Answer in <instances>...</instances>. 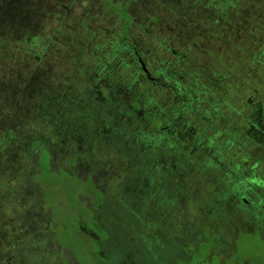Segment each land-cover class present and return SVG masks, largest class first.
I'll return each instance as SVG.
<instances>
[{
	"label": "rangeland",
	"instance_id": "1",
	"mask_svg": "<svg viewBox=\"0 0 264 264\" xmlns=\"http://www.w3.org/2000/svg\"><path fill=\"white\" fill-rule=\"evenodd\" d=\"M127 1L0 0V135L3 122L21 137L20 145L30 138L52 144L55 137L47 135L63 132L71 154L84 155L78 166L62 159L66 143L54 151L52 168H60L61 190L71 197L61 209L63 225L85 231L79 225H92V215L100 229L94 232L112 235L109 248L100 246L107 259L116 245L130 252L119 257L121 264H168L187 260L188 245L203 240L211 219L204 215L209 208L202 194L219 177L218 189L227 192L253 186L248 180L255 160L264 177V132L256 128L262 124L255 113L264 109V0H231L243 30L225 25L216 33L210 17L216 18L225 0H199L211 1L203 8L196 0L129 3L134 19L127 41L159 85L134 71L136 61L127 64L115 34L121 17L108 6L120 8ZM12 85L5 100L3 91ZM159 120L171 127L174 144L155 132ZM105 121L110 132L101 131ZM75 131L80 135H72ZM21 149H5L6 157L0 150V264H36L44 256H57L60 264L54 210L43 206L38 175L26 176L39 169L36 158L24 157ZM89 174L107 195L90 186ZM245 193L255 198L254 191ZM64 201L58 197V204ZM238 205L237 212L246 213L239 217L245 226L240 230L255 233V241L241 234L236 258L225 264H264L257 263L264 262V209ZM226 207L234 210L232 196ZM211 233L223 262L233 244L229 230L212 227ZM83 244L93 241L71 243ZM66 252L67 263L72 257Z\"/></svg>",
	"mask_w": 264,
	"mask_h": 264
},
{
	"label": "trees",
	"instance_id": "2",
	"mask_svg": "<svg viewBox=\"0 0 264 264\" xmlns=\"http://www.w3.org/2000/svg\"><path fill=\"white\" fill-rule=\"evenodd\" d=\"M196 1L200 3L201 8L208 7V5L211 4V3H209L211 1H208L207 3H203L199 0H196ZM234 4H237V3H234ZM109 5L110 6H108V8H111L113 11L118 12L120 10L119 14L124 19V25L122 26V29L117 30L115 32V34L117 36H119L120 40L122 39L123 41H125V42H122L121 45L126 47L128 50H131V48H129V46L126 45V38H125L126 33H127V29L129 28V22H130V20H132L131 16L128 13V11L125 9V7L117 8V4H111V3ZM237 8H238V5L235 7L232 6L231 0H225L221 6H218L216 8V18L213 19L212 17H210L211 22H209V24H212V28H214L213 31L215 33L218 31V29L220 27H225V25H232V27L237 26V28H235L236 31L237 30H239V31L243 30V22L242 21L240 22L237 20V17H239V15H240ZM123 31H125L124 35L121 34V32H123ZM131 56H133L132 52H130L129 57H131ZM112 77H114V76L112 75ZM89 88L91 89L90 86H89ZM111 88L113 89L114 87L112 86ZM13 90H14L13 85L11 86V88L9 90H7L5 88V91H3L5 93L2 94L5 98V100L8 99L9 95L12 96ZM96 92H99V90H96ZM80 94L82 96L91 97V95L89 93L86 94L84 90H81ZM92 94H93L92 97L96 96L95 93H92ZM127 94H129V92L125 91L124 95H127ZM55 116L58 118V117H60V114L57 113ZM145 117H146V119H149L147 116H145ZM2 121H3V117L0 119V122H2ZM2 124H3L4 130H3L2 134L0 135V150H1V152L6 157V154H5L6 150L5 149H7V148L20 149V147H22L21 150H22V155L24 157H28L31 155V156H34L36 158L35 161L38 164L39 169L36 170L32 174L28 173L26 176L27 177L32 176V178H33V175L37 174L38 177L40 178V180L34 179L36 182L35 186L41 190L40 192L44 196V203H43L44 205L43 206L44 207L46 205L50 206L54 210L53 215L57 221L55 220V222L52 225H53L54 231H56V233H57L56 238H57V240L59 239L60 241H62V243H64V244H69L71 241L70 229H69L70 225L69 226H68V224L63 225V223H62L63 219L61 217H63L62 214L64 211H62L61 209L63 208V206H66V204L71 202V197L68 196V198H67V194L65 193V191H67V190L65 188L63 191L61 190V185L65 184L64 180H63V176H59V173L57 172V171H59L60 168H56V169L52 168V164H53L52 159L55 158L54 151L56 153L61 148L62 143H66V149H67L66 152L62 155V159H66L69 161V158H70L71 163L73 161H75L76 164L79 166V164L82 163L81 158H83L84 155H81V156L74 155L73 156L71 154L72 149H71V151H69V147H67L68 146L67 143L70 142V140L67 141V139L63 138V132L50 133L49 135H47V137H49L50 140L54 139V138H51V136L55 137V140L52 144H47L48 142L42 141L41 139L30 138L29 140L25 141V143L23 145H20L21 144L20 143L21 137L11 131V129H10L11 127L9 124H6L5 122H3ZM162 124H163V121L159 120V123L156 126H154V130H155V132L160 134V137H165L166 129L162 128V126H163ZM103 125H105V126L108 125L106 127H109L110 122L105 121V123ZM164 126L168 127L167 124H165ZM106 127H104L105 131L107 130ZM169 129H171V127ZM105 131H102V132H105ZM107 132H109V131H107ZM60 134H61L62 138L59 137ZM72 135H80V134L76 133V131H75V132H73ZM56 138H58V139H56ZM152 142L155 143L153 140H152ZM153 143H152V145H153ZM56 161H57V159H56ZM10 162L11 161H9V163ZM69 166H70V164H69ZM61 170L67 171V170H69V168L62 167ZM67 172H69V171H67ZM6 178H7V176H5L4 179H6ZM218 180L220 181L221 179L218 178ZM88 183L91 184L90 185L91 187H94V188L98 189L99 191H101V193L103 192L104 195H107L103 188H101L100 186H97L93 182V176L92 175H90V179L88 180ZM0 184L2 185L3 182H1ZM27 185H30L32 187L34 186L31 184H27ZM59 188L61 191L60 193L57 192ZM73 189H74V191H73L74 193L78 192V190L75 187ZM139 195L141 196V194H139ZM58 197H61L62 199L65 198L64 203L61 204L62 206L60 204H58ZM203 197H205V194H203ZM141 199H143L142 196H141ZM203 205L204 204H202L200 206H203ZM91 218H92V215L89 216L90 221H91ZM31 226H34V225H31ZM38 226L39 225L36 224V226H34L33 228H37ZM50 227H51V224H50ZM67 227H68V229L66 230ZM33 228H31V229H33ZM61 229H64V230L61 231ZM238 231L239 232L235 233V235L233 236L234 249H233V252L230 255L229 259H235L236 258V255H235L236 249L240 246V244H238V243H240V241H242V239H241L242 235H247L249 237H252V238H254L253 240L255 241V233H249L250 234L249 235V234H247V230H244V229L240 230L239 229ZM257 234H259V233H257ZM201 244H202V246H201ZM200 246L201 247H199V250L196 251L194 253V255H192V259H191L190 263H188V264H221L218 260L217 255L215 254L216 252H214L208 260H205L206 254H207V252L210 251V248L207 246V243L204 241H201ZM244 259H248V258H243V259H241V261H243ZM257 263H264V262H257Z\"/></svg>",
	"mask_w": 264,
	"mask_h": 264
},
{
	"label": "flooded vegetation",
	"instance_id": "3",
	"mask_svg": "<svg viewBox=\"0 0 264 264\" xmlns=\"http://www.w3.org/2000/svg\"><path fill=\"white\" fill-rule=\"evenodd\" d=\"M130 1V2H129ZM136 0H128L124 6L125 9L127 10V6L129 5V3H133ZM143 1V0H141ZM120 11V10H119ZM118 11V13H119ZM128 11V10H127ZM129 13V12H128ZM130 16L132 17V20L134 19V16L129 13ZM121 18H119V20H116L115 23H119L121 22V27L117 28V30L122 29V26L124 25V19L123 17L120 15ZM123 21V22H122ZM115 31V32H116ZM93 33H95V31H93ZM129 33V28L127 29V33H126V37ZM122 35L125 34V31L121 32ZM125 37V38H126ZM120 42H125L122 39L120 40ZM126 45L129 46V48H131V50H128L126 47L122 46L123 50H126V59H127V64H130V62L136 61L138 66H135L136 68H138L137 70H134L135 72L141 71L142 76H143V80L147 81V82H151L153 85H159L156 83V80L154 77H152L151 73L149 72L147 66L145 65L144 61L142 60L141 55L139 54V52L134 48V46L127 41L126 38ZM130 52H132L134 54L133 58L129 57ZM162 128L166 129V134L165 137L169 142H171L172 144H174L172 141H174V137L171 134L172 129H169L168 127H165L164 125L162 126ZM173 133V132H172ZM176 146V145H175ZM178 151H181V148L179 149V146H176ZM186 157H188L189 155L186 154ZM258 160H255V165H253L251 167V177H249L250 180H248V182H251L255 185L250 186V187H246L245 184H241V186H239V191L238 192H225L223 195L221 194L220 191H218V186L217 184H215L213 186L212 189L209 190L208 193L203 192V194L206 195L205 198H203V201L205 202L206 207H208L209 209H206V211L204 212L205 217H208L211 219L210 223H208L207 225H205V229L207 231L206 234V238H203V240L207 243V246L210 248V251L212 250L211 246H210V240L208 239L209 237H212V227L214 228H218L221 227L222 225H224V222L226 220V218H232V220L230 221L229 224L234 225L235 221L234 219H237L243 215H245L246 213L244 211H241L240 213L237 212V207L239 206L238 204H243L245 206H247V208H252L255 211H258L259 208H263L264 209V177L259 176V173L257 170H255L256 168V164H257ZM200 166V163H197V167ZM216 167V166H215ZM207 168V166H206ZM194 169H196V166H194ZM255 170V172H254ZM173 171V170H172ZM223 182V181H222ZM228 183V182H226ZM223 184V183H222ZM258 188L262 189V192H259ZM247 190H252L254 191L255 194V198H250L247 196V194L245 193ZM231 196L233 197V201H234V210H227L226 204L228 202V200L231 198ZM218 203H220V206H218ZM202 208H204V205L201 206ZM263 209H260V211H263ZM256 215V213H255ZM225 218V219H224ZM224 219V220H223ZM91 220L93 221V224L89 225V226H85L83 224H80L79 227H83L85 228V231L80 230V228H78L77 230L73 231L70 228V237H71V243L73 241H75V235L78 233L85 234L87 235L86 237L88 239H86L87 241H93V245H86V246H78L75 245V249L71 248L68 249V251H70L71 253V257L72 259L69 260L67 263L64 262V260L62 259L63 256L67 255L66 249H67V245L62 243V241H60L59 239L57 240L58 243V252L61 255V261L60 264H113V260L115 259V255L109 253V259L107 261V257L106 255H104L102 252L103 249L100 247L102 244L106 247H108V237L107 235L105 237H100L99 235H97L94 230H100L99 228H97L96 226V222L91 218ZM213 220H215L216 222H213ZM221 223V224H220ZM215 224V225H213ZM243 225V224H242ZM68 229V227L66 228V230ZM57 233L55 231V237H56ZM78 239V238H77ZM200 242H198L197 244L200 246ZM213 242H216L214 237H212ZM38 243L41 244H47L45 243V240L43 239H39ZM199 247L197 248L196 251L199 250ZM92 249V250H91ZM195 251V252H196ZM207 252L206 255H209V257H211V255L214 253L211 252ZM213 251V250H212ZM56 253V252H55ZM105 253V252H104ZM50 254V252H49ZM65 254V255H63ZM106 254V253H105ZM81 257V258H80ZM80 258V259H79ZM86 258V260H85ZM230 258V253H228L223 262H220L221 264H225V260ZM249 259V258H248ZM248 259H244L242 262L246 263ZM39 262V263H38ZM59 261L57 259V256H50L49 258L44 256L42 259L38 260L36 262V264H58Z\"/></svg>",
	"mask_w": 264,
	"mask_h": 264
},
{
	"label": "crops",
	"instance_id": "4",
	"mask_svg": "<svg viewBox=\"0 0 264 264\" xmlns=\"http://www.w3.org/2000/svg\"><path fill=\"white\" fill-rule=\"evenodd\" d=\"M133 56H134V54H133ZM133 56H131L132 58H133ZM146 65V64H145ZM261 104V103H260ZM259 106H261V105H259ZM255 113L256 114H259L260 115V122H261V124L262 125H264V109H263V107L261 106L260 108H257L256 110H255ZM262 125H260V126H257L256 128L257 129H259V133H263L264 132V128H263V126ZM110 127V126H109ZM109 127H106L107 129L109 128ZM102 131H105V128H103L102 129ZM108 131L110 132L111 131V129H108ZM219 179H220V177H219ZM221 182V180L219 181V183ZM214 183H216V182H214ZM219 183H217V186H219ZM213 184V183H212ZM226 190H229L227 187L225 188ZM225 189H223V188H219L218 189V191H220L221 192V194L223 195L225 192H227ZM203 195V194H202ZM205 197H206V195H205ZM204 197V198H205ZM234 221H235V224L234 225H231V224H224V225H222V228L223 229H225V230H229V236H228V238L229 239H231L232 240V242H233V244H232V248H231V250H230V255L232 254V252H233V249H234V241H233V236L235 235V233H238L239 231V229H241L242 227H245L244 225H242L240 222H239V218H238V220L237 219H234ZM89 222L91 223V221H90V219H89ZM86 226V225H85ZM101 230H103V229H101ZM109 233V232H108ZM249 233H251V232H247V234H249ZM206 234H207V231H206V229H205V231H204V238H206ZM250 235V234H249ZM82 236L83 237H81V235L78 233V234H76L75 235V239H84V240H86V239H88L86 236L87 235H85V234H82ZM109 237H111L110 235H108ZM108 237V238H109ZM213 237V236H212ZM212 237H209L208 239L210 240V246H211V248H212V250L214 251V252H216L215 250H216V248L218 247V244L216 243V242H213V241H211L212 240ZM87 241V240H86ZM87 242H89V241H87ZM67 245V249H71V248H74L75 249V246H73V245H71V242L69 243V244H66ZM84 246H86V244H83ZM197 247H194V245H192V244H189L188 245V248H189V252H190V256H189V258L186 260V259H183V258H178L177 260H176V262H171V263H168V264H188V263H190V261H191V259H192V255H194V253H195V251H196V249L199 247V245L197 244L196 245ZM92 250V249H91ZM115 250H117V252L115 253L114 251ZM171 250H172V252H171ZM124 253H130L128 250H126V251H123V252H119L118 251V249H117V247H116V245H115V247H114V249H113V251H112V254H114L115 255V257L116 258H118V259H114L113 260V264H121L122 263V259H120L119 257H121ZM168 254V255H167ZM167 257H169L170 255H172L173 254V249L171 248V249H169L168 250V252H167ZM166 257V258H167ZM123 260H124V258H123ZM107 261H108V259H107ZM109 264H111V263H109Z\"/></svg>",
	"mask_w": 264,
	"mask_h": 264
}]
</instances>
